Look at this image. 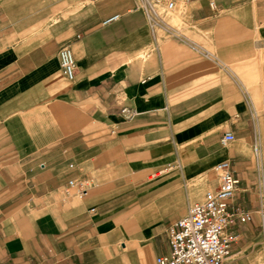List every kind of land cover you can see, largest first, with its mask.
<instances>
[{
  "label": "crops",
  "instance_id": "obj_1",
  "mask_svg": "<svg viewBox=\"0 0 264 264\" xmlns=\"http://www.w3.org/2000/svg\"><path fill=\"white\" fill-rule=\"evenodd\" d=\"M157 6L0 0V264H155L223 161V264H264V0Z\"/></svg>",
  "mask_w": 264,
  "mask_h": 264
},
{
  "label": "built area",
  "instance_id": "obj_2",
  "mask_svg": "<svg viewBox=\"0 0 264 264\" xmlns=\"http://www.w3.org/2000/svg\"><path fill=\"white\" fill-rule=\"evenodd\" d=\"M173 2L174 0H141L148 17L158 16L155 8L160 3L170 9ZM211 5L213 6L212 2ZM116 17L117 15H114L111 19ZM59 65L68 79L74 78L76 64L68 46L59 51ZM121 112L127 117L134 114V111L128 108H123ZM232 138L231 133H225L221 140L227 142ZM214 170L218 173V185L207 190L202 201L191 204L187 212L169 227V252L156 257L155 264H223L230 255L234 237L225 232L227 225L235 217L244 222L251 216L248 212L236 214L229 210V200L238 184L229 162L218 163ZM68 186L74 188L80 197L87 193L82 182L70 179Z\"/></svg>",
  "mask_w": 264,
  "mask_h": 264
},
{
  "label": "rangeland",
  "instance_id": "obj_3",
  "mask_svg": "<svg viewBox=\"0 0 264 264\" xmlns=\"http://www.w3.org/2000/svg\"><path fill=\"white\" fill-rule=\"evenodd\" d=\"M156 10H158V15L159 16H163L164 17V13H168L169 12V10H167V9H164V8H161V7H159V6H156V8H155Z\"/></svg>",
  "mask_w": 264,
  "mask_h": 264
},
{
  "label": "bare ground",
  "instance_id": "obj_4",
  "mask_svg": "<svg viewBox=\"0 0 264 264\" xmlns=\"http://www.w3.org/2000/svg\"><path fill=\"white\" fill-rule=\"evenodd\" d=\"M155 10H156V9H155ZM156 13H157V15L159 14V13H158V10H156Z\"/></svg>",
  "mask_w": 264,
  "mask_h": 264
}]
</instances>
